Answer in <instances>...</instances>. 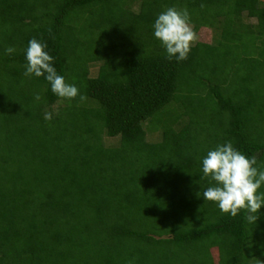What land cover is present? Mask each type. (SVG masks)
Here are the masks:
<instances>
[{"label": "trees", "instance_id": "1", "mask_svg": "<svg viewBox=\"0 0 264 264\" xmlns=\"http://www.w3.org/2000/svg\"><path fill=\"white\" fill-rule=\"evenodd\" d=\"M169 7L212 33L183 61ZM33 38L85 101L24 75ZM227 142L264 170V0H0V264H264V205L202 195Z\"/></svg>", "mask_w": 264, "mask_h": 264}, {"label": "clouds", "instance_id": "2", "mask_svg": "<svg viewBox=\"0 0 264 264\" xmlns=\"http://www.w3.org/2000/svg\"><path fill=\"white\" fill-rule=\"evenodd\" d=\"M204 7V5H201ZM154 37L161 42L166 50L167 58L177 61L186 60L197 34L190 23V15L186 8L169 7L158 15L154 24ZM47 44L33 38L26 49V71L24 75L44 77L51 85V91L59 98L74 100L79 96L85 101L86 96L80 95L79 89L66 82L52 65L53 57L46 51ZM14 48L5 49L12 54ZM35 99L39 101L37 93ZM45 120L52 119L51 112H45ZM255 156L249 158L233 147L231 142L218 145L210 150L202 160L204 177H209L213 186L203 191L204 200L216 203L220 211L236 217L239 212L246 213V221L254 224L258 213L264 205V193L259 189L264 185V170L257 166Z\"/></svg>", "mask_w": 264, "mask_h": 264}, {"label": "rangeland", "instance_id": "3", "mask_svg": "<svg viewBox=\"0 0 264 264\" xmlns=\"http://www.w3.org/2000/svg\"><path fill=\"white\" fill-rule=\"evenodd\" d=\"M211 35L212 33L209 29L201 28L200 31H198L197 33V39L202 40V41H205V40L209 41ZM104 138L107 144H113L116 142V138H107V137H104Z\"/></svg>", "mask_w": 264, "mask_h": 264}]
</instances>
